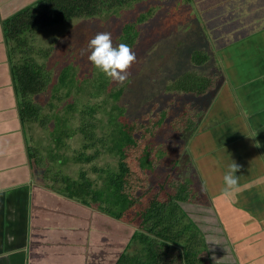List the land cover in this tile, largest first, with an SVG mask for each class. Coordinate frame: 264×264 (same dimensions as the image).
Masks as SVG:
<instances>
[{
    "label": "trees",
    "instance_id": "16d2710c",
    "mask_svg": "<svg viewBox=\"0 0 264 264\" xmlns=\"http://www.w3.org/2000/svg\"><path fill=\"white\" fill-rule=\"evenodd\" d=\"M153 1L155 0H35L3 20L1 32L17 96L19 117L22 122L36 124L39 128L48 130L46 137L55 140L49 147L52 155L48 161L58 166L56 172L63 178L52 176L56 185L52 190L90 209V212L104 214L113 220L132 225L135 229L131 239H138L142 247L139 252L137 249L133 250L134 255L127 247L126 254L122 251L115 264H128L129 261L143 264L140 255L146 256V252V264H210L211 255L204 234L189 211H185L181 205H192L196 197L192 196L184 180L172 177L171 172L153 185H150L146 172L153 164L150 163V155L153 153L150 142L156 132L174 128L185 144L196 132L203 114H194L199 105L197 101L196 107L191 105L195 98L213 95L214 85L220 78L216 74L217 71L220 72L216 65L211 67L210 72L195 69H200L209 61L207 50L193 51L187 64L192 71L167 82L164 88L166 93L185 97L180 100L184 103L177 115L165 123L169 108L157 110L160 101H154L150 95L149 100L132 96L145 95L138 89L135 67L134 72H130L129 67L125 80L117 82L106 77L93 65L85 68L87 72L84 69H72L73 59L79 58L74 56L75 51L67 55L71 48L64 51L61 47L57 51L59 58L56 56L59 59V71L53 75L46 65L47 59L55 51L53 46L49 49L43 46L39 64L31 49L34 35L53 25L71 19L113 16L123 12L129 23L126 21L122 37H116L115 44L127 43L133 50L136 42L135 37H130L134 35L132 28L146 18L145 14L150 12L146 7ZM160 1L163 2L156 5L158 8L176 6L169 12L174 20L177 19L175 15L185 8V4H190L189 0H177L178 5L177 2ZM132 18L134 25L130 24ZM179 22L184 23L181 16ZM82 50L84 54L80 56L79 65L83 66L82 60L85 59L88 48ZM210 52L214 60L215 55L211 49ZM168 57V66L171 65L173 69L179 66V59L175 55L170 54ZM131 65L136 64L132 62ZM202 87L205 89L201 90ZM121 88H127L131 93L133 100H130V107L134 108L136 103L139 107H149L150 112L156 110L151 116L141 109L140 119L147 122L135 121L136 119L130 121L125 116L128 109L120 105V95L123 92ZM211 88L214 89L211 91ZM144 91L148 92L146 89ZM174 100L172 97L166 103L178 105L179 101ZM61 110L64 111L63 114H60ZM203 111L204 108L200 113ZM50 123L54 124L52 128H49ZM72 137L77 138L81 145L68 155L70 145L65 140ZM100 155L107 156L109 162L97 166L93 161L99 159ZM70 163L87 164L88 167L84 171L79 169L73 177L65 173V167ZM174 168L175 166L170 171L176 173L177 169ZM51 174L53 175V169L49 175ZM90 174L94 176L90 177ZM88 225L87 231L91 229V223ZM95 235L98 236L97 233Z\"/></svg>",
    "mask_w": 264,
    "mask_h": 264
},
{
    "label": "crops",
    "instance_id": "0c3cea01",
    "mask_svg": "<svg viewBox=\"0 0 264 264\" xmlns=\"http://www.w3.org/2000/svg\"><path fill=\"white\" fill-rule=\"evenodd\" d=\"M30 1L35 0H0V264H36L41 254L46 258L41 264L54 262V255L61 254L52 248L59 247L69 249L66 256L73 259L70 246L78 245L73 241L77 231L84 232L74 223L86 222L94 213L35 182L37 169L29 161L1 32V22ZM213 53L222 72L220 83L212 88L197 130L184 145L196 177V198L192 205H181L208 248L211 243L216 249L209 251L219 257H210L211 263L264 264V27ZM29 125L28 130L36 128ZM231 164L238 166L233 169L237 182L226 187L223 174ZM75 207L80 214L73 213ZM82 238L87 241L79 242L83 253L89 233Z\"/></svg>",
    "mask_w": 264,
    "mask_h": 264
},
{
    "label": "rangeland",
    "instance_id": "374dc122",
    "mask_svg": "<svg viewBox=\"0 0 264 264\" xmlns=\"http://www.w3.org/2000/svg\"><path fill=\"white\" fill-rule=\"evenodd\" d=\"M168 1L174 3L177 2L178 5L177 0ZM189 1L190 4L187 6L185 4V8L178 12L179 15H175L177 16L176 20L171 19L172 14H169V12L176 7L175 5H167L168 8H158V4H162L163 1H153L150 6L147 5L146 7V10L150 12L145 14L146 18H144V20H140L141 23H137L136 26L132 28V30L134 29V35L130 36L132 39L135 37L136 43L134 44V49L132 51L135 53V62L133 63L136 65H131L129 70L132 72L135 67L134 74L138 81V89L145 93L144 96H132L140 98L145 97L147 100L153 97L154 101H160L157 110L169 108V114L164 120L165 123H168L169 119L177 115L178 110L184 103L180 100L184 99L185 96H175L171 93H166L164 88L168 81H173L177 79V77L184 75V73L192 71V68L187 64L189 63V56L193 51L207 50L206 52L209 56V61L200 69L198 67L195 69L199 70V72H210L211 67L215 66L210 49L212 52L213 50H220L221 48L252 36L264 27V0ZM31 2L33 1L24 3L27 5ZM148 2L147 3L150 4V1ZM180 16L184 22L183 24L179 22ZM126 21H128V19L123 15V12L113 16L105 15L102 17L71 19L64 23L53 25L46 30L39 31L37 35H34L33 37L34 41H32L33 46H31V49L35 54L34 56H36V62L39 64L41 62L39 57L40 50H42L43 46L48 49L53 46L55 51H53L47 59L46 65L49 70L51 69L50 72L54 75L55 72L59 71V68H57L59 61V53H57L58 49H61L62 47V50L64 49V51H68V49L71 48L67 55H70L75 51L74 56L79 58V60L73 59V65L71 68L80 70L84 69L87 72L85 68L88 69V67L92 65L88 60V41L98 32H108L113 45H116V37H119L123 33L124 27L127 24ZM132 21L133 18L131 19L130 24L134 25V21ZM185 28L187 31H184ZM84 48H88V52L86 53L85 59L82 60L84 64L82 66L79 65V62L80 56L84 54L82 50ZM44 52H46V50H44ZM170 54L175 55V57L179 59V66H175L174 69L171 68V65L168 66V56ZM57 55L58 58H56ZM68 61L71 63V59ZM158 66H160V68H156ZM192 66L194 65L192 64ZM221 73L222 72L217 71L216 74L217 76H220ZM9 75L11 76V74ZM199 78L201 77L199 76ZM121 89L123 92L120 95V105H123L128 109L125 116L130 121L136 119L135 121L147 122L145 119H140L142 112L141 109H144L143 113H150L151 116L154 115L156 110L150 112L149 107L147 108L145 105L139 107L136 103L134 108L130 107L132 105L130 100H133L131 93H129L130 91H128L127 88ZM144 89L148 92H145ZM204 89V87L201 88V90ZM210 96H212V94L199 97L202 99H194L191 107H196L197 103H195V101L199 104V107L197 106V109L194 110L196 116H200L204 113H200V111H202V108L205 109L207 104L210 103ZM172 97L175 99V102L179 101L178 105H172L170 102L166 103ZM176 99L178 101H176ZM185 101H188V99ZM63 112L64 111L61 110L60 114H63ZM22 124L25 126L24 135L27 139V148H29V161L32 162L33 165L31 167H33L34 171L37 169V173L34 174L35 182L41 186L54 188L56 185H54L55 182L52 180V176H61L60 178H63L62 175L57 174L56 172L58 166L55 165V163H50L48 161L50 160L49 156L52 155L50 154L51 150L49 147H51L50 145H52L55 140L53 138H47L46 134L49 132L48 130H43L41 126V128H39V126L35 124L36 128L28 130V127H31V125H29L30 123L22 122ZM174 124L175 127H177V121H175ZM53 125V123H50L49 128H52ZM174 131V128H166L165 130L156 132L155 136L151 139L150 144L153 147V153L150 155V163L153 164L151 169H146L149 176V183L150 185H153L171 172L170 174L172 177L184 180L185 185L191 190L193 194L192 196H194V191L197 188L196 177L193 175V169L191 170L190 167V158L188 161L189 156L187 153L185 154L184 140L180 138L177 131ZM29 139L33 142L29 141ZM65 142L70 145V148L67 151L68 155H71L74 149H79L81 145V142L75 137L66 139ZM43 160L45 162H43ZM93 162L97 166H102L104 163L109 162V159L107 156L103 157L100 155L99 159H96ZM174 166V169H177L176 173H174L173 170L170 171ZM87 167V164L80 165L78 163H70L65 167V173L75 177V174L79 169L84 171ZM51 168L53 169V175H49L52 170ZM89 176L93 177L94 175L92 176L90 174ZM72 210L75 214L81 213L76 207L72 208ZM32 212H34V209H32L31 213ZM82 213L84 217L87 218V214L85 212ZM59 220L57 222H59ZM52 222H54V220ZM87 223H91V229H89V232L85 230V225ZM74 225L76 227L81 225L84 230V232L77 231L80 233L77 235V238L73 237V241L78 245L70 246L71 250L75 251L76 257H74V255H69L73 257V259H71L66 256L69 249L65 250L61 247L58 249L52 248L53 250H58L61 255H54L53 259L56 260L54 262H45V264H115L117 253L126 251L127 247L130 248L129 251L132 253L135 249L139 252V248L142 247L138 239H131L132 230L129 224L113 220L101 213H93V215L89 216V219L86 222L83 221V223H81L75 221ZM87 233H89V244L84 246L82 253L79 242L82 244L84 242L87 243L86 238L85 241L84 238H82V241L80 239L82 235ZM95 233H97L98 236H96ZM69 234H71L72 237L73 231ZM210 244L211 243H209L208 250L216 251L215 248H211ZM31 249H33L32 244ZM134 253L132 255H134ZM42 255L43 254L36 257V264L41 260H46V258L41 257ZM51 255L53 256V254ZM145 255L146 256L140 255V261L144 262L143 264H146V257L148 256L147 252ZM211 258L215 261L219 257L211 256ZM132 260H134V258H132ZM39 264H41V262ZM128 264L135 263L129 261ZM210 264L213 263L210 262Z\"/></svg>",
    "mask_w": 264,
    "mask_h": 264
},
{
    "label": "clouds",
    "instance_id": "9594fccd",
    "mask_svg": "<svg viewBox=\"0 0 264 264\" xmlns=\"http://www.w3.org/2000/svg\"><path fill=\"white\" fill-rule=\"evenodd\" d=\"M88 60L106 77L122 82L127 75V69L135 60V53L127 43L113 45L108 32H98L88 41ZM238 166L231 164L223 174L224 185L232 186L237 182L233 169Z\"/></svg>",
    "mask_w": 264,
    "mask_h": 264
}]
</instances>
